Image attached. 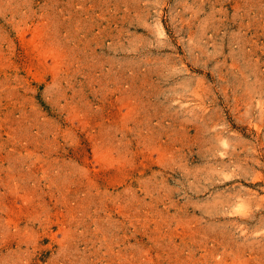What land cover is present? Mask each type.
Instances as JSON below:
<instances>
[{
  "label": "rangeland",
  "instance_id": "374dc122",
  "mask_svg": "<svg viewBox=\"0 0 264 264\" xmlns=\"http://www.w3.org/2000/svg\"><path fill=\"white\" fill-rule=\"evenodd\" d=\"M0 264H264V0H0Z\"/></svg>",
  "mask_w": 264,
  "mask_h": 264
}]
</instances>
